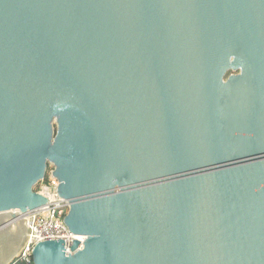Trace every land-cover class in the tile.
I'll use <instances>...</instances> for the list:
<instances>
[{"label":"water","instance_id":"obj_1","mask_svg":"<svg viewBox=\"0 0 264 264\" xmlns=\"http://www.w3.org/2000/svg\"><path fill=\"white\" fill-rule=\"evenodd\" d=\"M47 161L33 264H264V0H0V264Z\"/></svg>","mask_w":264,"mask_h":264},{"label":"built area","instance_id":"obj_2","mask_svg":"<svg viewBox=\"0 0 264 264\" xmlns=\"http://www.w3.org/2000/svg\"><path fill=\"white\" fill-rule=\"evenodd\" d=\"M43 172V176L36 182L37 189L34 192L38 197L46 199L48 202L39 204L38 207L26 211L25 219L29 221L30 235L24 248L20 249L18 254L9 264H15L18 261L29 263L32 260V253L35 247L44 241H63L65 255H72L83 246L86 236L72 234L69 232L65 223L70 204L65 198L59 196V179L54 176L55 166L48 163ZM74 242L78 243L76 249L72 250Z\"/></svg>","mask_w":264,"mask_h":264},{"label":"rangeland","instance_id":"obj_3","mask_svg":"<svg viewBox=\"0 0 264 264\" xmlns=\"http://www.w3.org/2000/svg\"><path fill=\"white\" fill-rule=\"evenodd\" d=\"M238 73H239V70H238L237 68H236V69H233V68L229 67V68H227V70L225 71V73H224L222 79H223V81H227V80L230 78V76H236ZM49 126H50L51 131L54 132V134H55L56 129H57V120H56V117H55V116H52V117L50 118ZM48 163H49V162L47 161V162H46V165H45V168H46V167L48 168V166H49ZM36 189H37V185H36V186L33 185L31 191L35 192ZM113 191H114V192L117 191L116 186L114 187Z\"/></svg>","mask_w":264,"mask_h":264},{"label":"bare ground","instance_id":"obj_4","mask_svg":"<svg viewBox=\"0 0 264 264\" xmlns=\"http://www.w3.org/2000/svg\"><path fill=\"white\" fill-rule=\"evenodd\" d=\"M29 209H30V208H29ZM26 211H28V210L21 211V212H19V214H20L21 216H24V215L27 213ZM19 220H21L20 217H18L15 221L13 220V222H17V221H19Z\"/></svg>","mask_w":264,"mask_h":264},{"label":"trees","instance_id":"obj_5","mask_svg":"<svg viewBox=\"0 0 264 264\" xmlns=\"http://www.w3.org/2000/svg\"><path fill=\"white\" fill-rule=\"evenodd\" d=\"M15 264H33V261L31 260L29 263L18 261Z\"/></svg>","mask_w":264,"mask_h":264}]
</instances>
